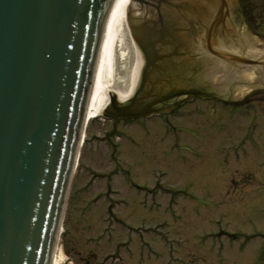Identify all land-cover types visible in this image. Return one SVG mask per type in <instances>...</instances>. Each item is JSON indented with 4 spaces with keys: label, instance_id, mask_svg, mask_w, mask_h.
<instances>
[{
    "label": "rangeland",
    "instance_id": "obj_1",
    "mask_svg": "<svg viewBox=\"0 0 264 264\" xmlns=\"http://www.w3.org/2000/svg\"><path fill=\"white\" fill-rule=\"evenodd\" d=\"M205 66L191 62L169 72L167 81L190 79L211 91ZM232 76L241 84L235 79L229 85V103L197 99L183 108L176 120L183 128L178 147L165 137L166 122L157 119L123 128L112 156L106 136L111 122L105 114L88 121L59 264H118L117 247L125 264H264V101L256 90L240 94L249 77L259 88L264 78L254 69ZM104 135L107 144L94 140ZM116 161L127 175H115ZM157 170L164 174L162 191L137 192L155 187ZM211 172L218 174L217 188L234 179L237 191H201L195 176H206L205 183Z\"/></svg>",
    "mask_w": 264,
    "mask_h": 264
},
{
    "label": "water",
    "instance_id": "obj_2",
    "mask_svg": "<svg viewBox=\"0 0 264 264\" xmlns=\"http://www.w3.org/2000/svg\"><path fill=\"white\" fill-rule=\"evenodd\" d=\"M113 1L0 0V264H49L59 203ZM128 1L140 15L156 13L151 22L130 27L146 63L143 82L161 61L156 52H164L163 28L171 32L161 21V10L194 16L212 2ZM216 5L220 13L209 32H226L223 5ZM211 55L227 63L254 65L225 54ZM110 107L112 112L106 113L114 118L131 116L129 110L116 109L114 97ZM52 199L53 206L57 201L53 213Z\"/></svg>",
    "mask_w": 264,
    "mask_h": 264
},
{
    "label": "bare ground",
    "instance_id": "obj_3",
    "mask_svg": "<svg viewBox=\"0 0 264 264\" xmlns=\"http://www.w3.org/2000/svg\"><path fill=\"white\" fill-rule=\"evenodd\" d=\"M113 2L108 12L109 15L99 49L93 86L90 94L87 95L85 103V118L89 122L102 115L112 97L118 103H123L129 98L137 86L143 66L142 54L134 44L132 32L129 30V22L126 18L130 4L128 0H114ZM133 11H136V9L133 8ZM139 17L141 16L139 15ZM166 34L168 42L165 39V43H168L169 46L176 44V36L171 32H167ZM243 40L245 43L247 40L246 44L251 45L248 38L244 37ZM213 65L221 70V65L216 63H213ZM210 71L214 70L210 69ZM216 75L217 73L213 72L212 78H219L225 84V86L220 87L218 90L222 93H227L230 88L229 85L234 84L236 81L233 79L234 76L225 72H220L217 77ZM238 78L240 77L238 76ZM248 79V84L255 83L252 82L253 77H249ZM238 81L240 83L241 79ZM215 82L217 83L216 86L222 85V82L218 81V79ZM244 88L246 89L240 92L241 95L245 94L250 86H245ZM59 262L60 256L57 254L52 264H59Z\"/></svg>",
    "mask_w": 264,
    "mask_h": 264
},
{
    "label": "flooded vegetation",
    "instance_id": "obj_4",
    "mask_svg": "<svg viewBox=\"0 0 264 264\" xmlns=\"http://www.w3.org/2000/svg\"><path fill=\"white\" fill-rule=\"evenodd\" d=\"M220 1L223 2L226 6L228 5L230 19L232 21V27L228 28L229 31L230 32H248L254 38V41L257 42L256 49H258V51L260 52L262 50V54L259 56H255V57H251L250 55L245 54L244 50H241V51L238 50L236 51L235 54H232V55L236 56L240 60L248 58L250 60H253V62H256V64H258L260 67L259 71H260L261 77L264 78V73H263L264 72V48L261 49V47H264V0H220ZM161 13H162L161 21L165 20L166 23L168 24L171 21L175 19L179 20L180 18H182V16L186 15L183 12H181L180 14L179 12H175L172 9H168V8H163L161 10ZM192 25L190 26V28L182 27L181 29H178L174 27L173 30L185 31V32L188 31L187 34H189V37H190V36H193ZM163 32L167 33V29L163 28ZM192 40L194 41V38ZM160 41H162L160 42L161 44H165V40L163 41L162 39ZM223 41L225 42L226 40H223ZM165 46H167L169 50L167 53H165L164 51L162 52V54H160L162 61L166 60V59H163L164 57L167 58L168 55L176 54L175 48L177 47V44H174L172 46L165 44ZM203 47L206 48V42L203 45ZM213 48L217 50L219 49V48H215V46ZM220 50L221 49H219V51ZM196 59L197 58L193 57V60H196ZM160 74H161V78H160L159 84L161 85L158 87V89L154 91L148 90L144 95H142L144 98H147V100L145 101L146 103L153 104L156 102H161L167 98L172 99V98H175L176 96L183 95V94L187 96H191V97H196L198 95L195 92L196 87H194V85L191 84L190 82H183L181 84H168L165 78V64L161 68ZM256 91H257L256 92L257 94H254V96L261 98V100L264 101V87H261V88L256 87ZM212 95L214 98H216L215 96L220 98V96L217 95L215 92L212 93ZM175 100H178V99H175ZM194 101H195V98H194ZM182 105L183 104H181L179 101H174L171 107H169L168 109H165L164 107L159 108L158 112L161 114V116L163 115L165 116V113L169 112L172 109H176V112H177L178 110L181 109L180 106ZM185 106H187V104ZM138 121L139 120L135 118L134 120L129 122V124H134ZM168 129H169V125L166 124L165 133H168ZM165 133H163V137ZM166 136L169 137V134L167 135L165 134V137ZM133 143L135 142L133 141ZM211 173L212 174L208 175V177L204 180L205 183L201 182L203 181L201 176L202 177H206V176L204 175L200 176V174L195 176V179L200 185L201 191L206 190L214 194L217 192H220L217 194L225 193L226 196H228L232 191L233 192L237 191V189H235V186L237 185V181L234 179L228 180L227 178H225L226 180H223L221 188L220 189L217 188V185L215 184V182H217L216 179H219L217 176L218 174H215L213 172ZM137 189H138L137 190L138 192L146 191V190L151 191V189H146V188H137ZM115 261L118 263L116 259Z\"/></svg>",
    "mask_w": 264,
    "mask_h": 264
}]
</instances>
